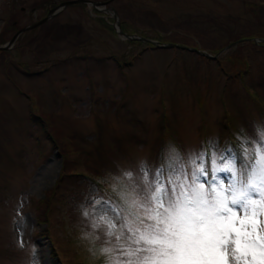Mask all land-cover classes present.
<instances>
[{"label": "rangeland", "instance_id": "1", "mask_svg": "<svg viewBox=\"0 0 264 264\" xmlns=\"http://www.w3.org/2000/svg\"><path fill=\"white\" fill-rule=\"evenodd\" d=\"M67 1L0 0V46ZM84 1L0 51V264H127L122 194L162 167L190 175L194 157L207 186L213 155L239 161L264 129V0ZM112 11L175 46L119 35Z\"/></svg>", "mask_w": 264, "mask_h": 264}, {"label": "snow or ice", "instance_id": "2", "mask_svg": "<svg viewBox=\"0 0 264 264\" xmlns=\"http://www.w3.org/2000/svg\"><path fill=\"white\" fill-rule=\"evenodd\" d=\"M258 133L257 147L246 148L239 161L213 155V163L219 159L221 164L212 168L207 186L201 178L208 169L196 166L194 157L190 175L181 170L165 176L162 167L151 181L145 173L140 192L122 194L131 219L116 213L121 224L115 238L131 242L127 248L120 245L123 255L135 258L127 264H264V220L258 219L264 216V129ZM101 210L116 212L107 204ZM83 214L89 216L87 210ZM99 221L112 237L117 225L105 215Z\"/></svg>", "mask_w": 264, "mask_h": 264}, {"label": "water", "instance_id": "3", "mask_svg": "<svg viewBox=\"0 0 264 264\" xmlns=\"http://www.w3.org/2000/svg\"><path fill=\"white\" fill-rule=\"evenodd\" d=\"M109 1H110V0H109ZM86 3H87V2H85L84 0H72V1H67V2H63V3H61V4H58L55 8L49 10L47 16H46L45 18H43L42 20H40L39 22H36V23H34V24H32V25L26 26V27L22 28L21 30H19V31H18V32H17V33L11 38V40H10L6 45H4V46H0V51H3V50H6V49L10 48V47L12 46V44L14 43V41H15V40H16L21 34H23L24 32L31 31V30L35 29L36 27H38V25H40V24H42L43 22L47 21L48 19L52 18V17L55 15V13L58 11V9H60V8H66V7H68V6H72V5H75V4H86ZM104 4H105V3L92 2V6H95V9H96V10H97L96 6H100V5H104ZM112 12H113V11H112ZM113 20H114V23H115L114 25H115V28H116V32H117L119 35H121V36H123V37H125V38H127V39H134V40H140V41H142V42H148V43L152 44L154 47H159V48H171V47L175 46V45L167 44V43H164V44H163V43L154 42V41H151V40L146 39V38H143V37L129 36V35L125 34V33L121 30V23H120V21L117 19V16H116L115 12H113ZM230 46H233V44H230L228 47H230ZM176 47H180V46H176ZM228 47H226V48H228ZM180 48H182V47H180ZM226 48H225V49H226ZM184 49H186V48H184ZM187 50H189V51H191V52H196V53H198V54H200V55H203V56H205V57H207V58H213V59L217 58V57L221 54V52L223 51V50L220 51V52H219L218 54H216L215 56H210V55L207 54V53L199 52V51H196V50H194V49H187Z\"/></svg>", "mask_w": 264, "mask_h": 264}, {"label": "trees", "instance_id": "4", "mask_svg": "<svg viewBox=\"0 0 264 264\" xmlns=\"http://www.w3.org/2000/svg\"><path fill=\"white\" fill-rule=\"evenodd\" d=\"M83 6V4H75V5H72V6ZM94 11L96 12V14H98V11L97 10H95L94 9ZM100 13V12H99ZM129 25V24H128ZM127 25V23L126 22H121V28H122V31L123 32H126V30L127 29H129V26ZM27 33H30V31H27ZM252 43V42H251ZM174 48H177V49H179L180 51H182V50H186V51H188L189 53H192V54H194V55H196V56H198L199 54H197L196 52H191V51H189V50H187V49H184V48H180V47H174ZM199 56H202L203 58H204V60L205 61H208V62H211V60L213 59V58H207V57H205V56H203V55H199ZM198 56V57H199ZM215 62H219V60L218 59H216V60H214ZM219 64V63H218ZM220 66V65H219ZM46 205H47V202H46Z\"/></svg>", "mask_w": 264, "mask_h": 264}]
</instances>
